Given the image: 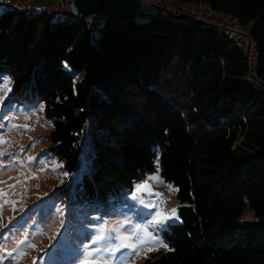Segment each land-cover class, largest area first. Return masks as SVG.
Segmentation results:
<instances>
[{"label": "trees", "instance_id": "1", "mask_svg": "<svg viewBox=\"0 0 264 264\" xmlns=\"http://www.w3.org/2000/svg\"><path fill=\"white\" fill-rule=\"evenodd\" d=\"M199 1L251 26L264 79V0ZM99 34L95 46L83 23L0 13L11 99L42 103L51 150L68 173L84 161L81 190L99 202L158 160L181 206L163 234L168 250L143 264H264V90L243 80L241 52L166 20L106 22Z\"/></svg>", "mask_w": 264, "mask_h": 264}, {"label": "rangeland", "instance_id": "2", "mask_svg": "<svg viewBox=\"0 0 264 264\" xmlns=\"http://www.w3.org/2000/svg\"><path fill=\"white\" fill-rule=\"evenodd\" d=\"M93 25L98 29L103 26L99 19H94ZM99 37V33L93 34L95 40ZM65 69L73 72L67 66ZM3 78L7 77H1L0 84ZM8 89L10 84L0 91V140L7 141L0 143V191L7 193L0 197V264H79L81 260L89 264H143L166 252L163 234L169 224L178 222L181 204L176 187L160 176L159 165L135 182L131 190L97 201L94 195L81 190L87 170L84 161L75 172L68 173L51 150L52 122L46 119L42 103L13 100ZM33 175L38 178L31 179ZM138 183H147L153 193L166 190V208L156 205L160 196L144 193L134 200L132 192ZM5 199L11 203L4 204ZM172 209H176L174 215ZM157 212L171 218L163 225L154 224ZM249 219L251 212H244L241 221ZM129 233L135 243L149 234L152 240L133 254L131 248H119V237ZM97 234L114 239L93 243Z\"/></svg>", "mask_w": 264, "mask_h": 264}, {"label": "built area", "instance_id": "3", "mask_svg": "<svg viewBox=\"0 0 264 264\" xmlns=\"http://www.w3.org/2000/svg\"><path fill=\"white\" fill-rule=\"evenodd\" d=\"M64 0H0V13H17L24 18L42 16L47 24L57 22L61 26L83 23L86 26L91 43L97 46L94 33H101L93 25L94 16L76 20L67 12ZM72 1V0H71ZM141 4L131 22L136 26L147 24L153 19L166 20L180 25L196 23L204 29L217 32L233 42L244 58L243 80L250 88L264 90V79L259 76V50L250 34L251 26L243 25L241 21L228 12L214 9L209 3L193 0H137ZM101 25L105 18L98 17ZM103 28V26H102ZM242 137H239L241 139ZM156 201V205L164 210L169 196L166 190Z\"/></svg>", "mask_w": 264, "mask_h": 264}, {"label": "water", "instance_id": "4", "mask_svg": "<svg viewBox=\"0 0 264 264\" xmlns=\"http://www.w3.org/2000/svg\"><path fill=\"white\" fill-rule=\"evenodd\" d=\"M70 9L76 20L96 15L110 22H130L139 7L137 0H74Z\"/></svg>", "mask_w": 264, "mask_h": 264}, {"label": "snow or ice", "instance_id": "5", "mask_svg": "<svg viewBox=\"0 0 264 264\" xmlns=\"http://www.w3.org/2000/svg\"><path fill=\"white\" fill-rule=\"evenodd\" d=\"M3 81H4L3 84H0V91H3V89L7 88L8 84L11 83L10 78H3ZM10 90L11 89H8V91H10ZM13 127H17V126L13 125ZM23 127L27 128V125H24ZM0 143H7V141L0 140ZM0 155H3V153H0ZM158 163L159 162L157 160V164ZM57 166H62V165H57ZM64 175H67V173H64ZM30 178L31 179H36L38 177L33 175ZM149 179H157L158 180V177H149ZM18 183H19V181H18ZM10 187L11 188H15V185H11ZM144 193H147L149 195L162 196V194H160V193H153L152 190H151V186L148 185L147 183H138V184H136L134 186V189H133V192H132V198L134 200L135 199H140ZM6 196H7V193H4L3 191H0V197H6ZM140 202L143 203V200L141 199ZM9 203H11V201H8L6 199L4 200V204H9ZM0 207H2V205H0ZM150 207H155V206L154 205H150ZM175 213H176V209H172L171 210V214L174 215ZM149 215H151V213H149ZM170 218H171V216H169V215L162 216L161 213L157 212L155 214V219L152 222L154 224L163 225ZM112 239H114V238H112V237L106 238V237H104L102 235L97 234V235L94 236L92 242L96 243V242L105 241V240L111 241ZM119 239L121 240V244L119 245V248H131L133 254H138L137 248H140L142 245L151 242L152 235L149 234L147 239H139L138 238L139 239V243L132 242V234L131 233H129L128 235H125V236H121V237H119ZM125 241H127V242H125ZM164 246L166 247V245H164ZM31 247H35V245H31ZM84 247L87 248L86 245ZM148 250H151V249H148ZM96 251L98 252V251H100V249H96ZM79 264H89V261L81 260L79 262ZM92 264H95V262H92ZM101 264H103V262H101Z\"/></svg>", "mask_w": 264, "mask_h": 264}, {"label": "bare ground", "instance_id": "6", "mask_svg": "<svg viewBox=\"0 0 264 264\" xmlns=\"http://www.w3.org/2000/svg\"><path fill=\"white\" fill-rule=\"evenodd\" d=\"M72 1H74V0H72ZM71 0H64L63 1V4H66L67 5V8H66V10H67V12H69L70 14H72L73 15V13H72V11H71V9H70V6H69V4L72 2ZM140 8H141V4L139 3V7L136 9V11H135V15H136V13L140 10ZM139 9V10H138ZM94 15H92V16H89V17H93ZM99 16H94V19H99L98 18ZM86 18H88V17H86ZM101 18H105V17H101ZM93 19V20H94ZM105 22H108V20L105 18ZM110 22V21H109ZM118 22V21H117ZM120 22V21H119ZM124 24H126V23H128V22H123ZM149 23V22H148ZM129 24V23H128ZM191 24H196V23H190V24H188V25H191ZM147 24H145V25H141V26H146ZM259 57H260V55H259Z\"/></svg>", "mask_w": 264, "mask_h": 264}]
</instances>
